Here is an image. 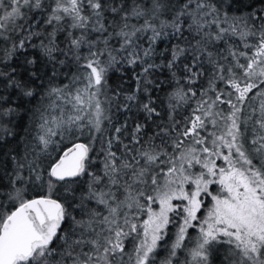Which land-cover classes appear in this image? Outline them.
<instances>
[{"label":"snow or ice","instance_id":"6c2138e0","mask_svg":"<svg viewBox=\"0 0 264 264\" xmlns=\"http://www.w3.org/2000/svg\"><path fill=\"white\" fill-rule=\"evenodd\" d=\"M0 264H264V0H0Z\"/></svg>","mask_w":264,"mask_h":264},{"label":"trees","instance_id":"16d2710c","mask_svg":"<svg viewBox=\"0 0 264 264\" xmlns=\"http://www.w3.org/2000/svg\"><path fill=\"white\" fill-rule=\"evenodd\" d=\"M189 233H190V236L192 237V242L191 243H194V240H195V237H196L197 233L194 230H191V229L189 230ZM191 243H190V246H191ZM160 255H161V257H163L164 255H166V252L161 250Z\"/></svg>","mask_w":264,"mask_h":264}]
</instances>
